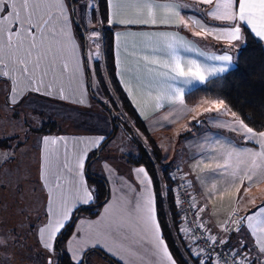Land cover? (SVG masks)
<instances>
[{"label":"crops","instance_id":"crops-1","mask_svg":"<svg viewBox=\"0 0 264 264\" xmlns=\"http://www.w3.org/2000/svg\"><path fill=\"white\" fill-rule=\"evenodd\" d=\"M20 2L22 3V0H20ZM50 2L51 0H43V3ZM87 2L90 6L88 7L86 14H84L82 5L85 4V0H75V15L77 16L82 27L85 29L94 28L99 32L101 29L99 20L95 21L93 19V11L91 8V5L96 4V2L95 0H87ZM153 2L157 6L153 9L155 15L158 18L157 26L133 24L125 28V26L118 23H109V18L112 17V8L111 6H107L106 25L112 28L113 32L112 54L115 62V73L119 87L139 118L144 123L146 131L149 133L152 140L153 146L160 153L162 161L165 163H171L173 167H181L188 173L190 181H192V190L195 195L197 205L198 207L205 208V211L202 212V217L207 230L218 238L228 240V244H226V246L229 248L236 246L238 244V240L242 238L248 244L249 249H255L257 247L256 236L249 234V230H247V221L244 222V231L240 234L234 231L235 225L229 223L228 229L232 230L230 236L229 232L221 227V225L226 221H230V219H239L241 216L254 211L257 205L264 203V180H260L252 184L250 187H248V182L245 181L243 185H237L240 189L239 192H237V186H233L231 178L222 174V170H215V165L216 163H222V153L225 148L232 146L241 149L247 148L249 150L259 151L257 142L255 140L245 141L241 134L233 132L227 128L219 127L218 121H234L236 119L231 116V111L227 106L226 108L229 110V114L227 115L223 114V109L221 112H216L215 110L211 113L204 112V108L211 107L212 105L210 102L215 99L203 98L194 104H188L186 102V94L202 85L199 81H194L191 85H188L185 88L184 105H180L179 103H169L167 100L157 101L156 96L159 94L158 89L152 83V73L149 72L148 67L142 60V57L144 55H155L159 59H170V56L166 52L155 54L152 53L151 49L145 46L148 43V38L141 35V33L178 32L180 36H183L187 40L191 41L199 51L193 52L185 50L184 48H177L176 50L177 54L184 60L185 68H187L186 62L189 59H195L203 65L218 66L221 64V62L209 60L207 59V56L222 55L225 53L231 54L233 56V62L228 66L227 72L235 67L234 58L238 50L243 45L244 38L240 42H232V44L235 45L233 47L230 46L225 39L217 40L215 36H195L194 33L199 29L191 23L189 19L190 17L199 18L202 23H205L208 27L214 28H227L233 23L230 21H217L208 17L206 13L211 6H200L196 4V0H177V2L180 4L191 6L193 9L192 11H181V17L183 20L188 21L187 27H184L182 24L177 25L167 23V17L170 15V12L168 9L162 6L172 3L173 0H153ZM61 3L64 6L63 9L42 8L39 12V15H42L43 19L45 20L48 19L49 16H52V25L49 27L51 28L54 26L57 33H60L62 29L66 28L67 34L73 37V41L77 45L74 58L67 53L65 54V59H68L70 64L68 71H64L62 69L61 65L63 61L58 57L56 64L54 65V71L50 70L48 75L44 77V83H53L54 89H59V87L63 86L67 99L61 100L55 91L52 96H46L44 94V88H41L39 93L35 92L34 90L29 91L28 77L16 71V69L20 67L18 63L14 62L12 58H5L4 63L0 64V73L2 72V68H4V70L9 71V76L0 78V90L3 91L5 95H7V102L12 96L14 98H23L25 95L29 96L32 94V99H34L35 102H43L51 106L62 105L66 108L72 110L77 109L80 111L90 109L93 106L88 92L87 81L84 72L81 43L79 42L73 30V17L70 2L69 0H61ZM129 3H131V0H125V6L120 9L119 15H117L115 19L118 20L122 18H129L135 15L136 10L127 6ZM196 9L199 10L197 11ZM61 12H63L64 15H61ZM65 20L67 21L66 25ZM235 23L241 27L242 37L243 29L247 28L264 44V40H261L259 37H257L246 22L236 21ZM116 33L122 34L119 42L118 56L115 40ZM57 38L62 39L60 36ZM154 39L161 40L162 38L155 37ZM25 46H27V42ZM200 51H203L205 55H199ZM21 55H23V53H21ZM99 59L100 56L98 57V60ZM48 60L50 61L51 57H48ZM77 61L79 62L80 70L79 72H74ZM5 65H7V67H5ZM31 67L32 65L30 63L29 68L31 69ZM121 69L126 70L123 77L117 74L121 71ZM225 73L209 77L208 80L216 78L217 76L223 75ZM35 78L36 80L41 78V71L39 69L36 71ZM122 79L130 81L131 93L128 90L129 85L121 83ZM35 86V84L31 85L33 89ZM10 88H14L15 92H11ZM80 101H83V103H80ZM157 103H163V107L157 108ZM187 109L194 110L188 111ZM104 114V125H106L104 134L102 132L96 133L74 129V123L77 125H82L87 119L90 118H88V116L80 115L82 118L81 121L78 122L75 118H73V115L77 114H70V116L65 117L68 120V123L72 122L70 123L72 127H70L68 131L58 134L42 135L38 144V157L40 160L38 161L37 166L39 176L41 177L40 162L44 152V146L40 143L41 138L46 136L57 138L66 137L69 142L68 148L70 156L72 155L71 150L73 149L74 142L84 141L82 143L75 144V152L78 154H84L86 156L82 179L84 180L85 185L93 192L92 187L86 178V164L89 156L99 148L106 136L110 134L114 128L111 118L105 112ZM120 130H122L124 133V139L127 142L128 149H126L124 153L120 154L115 159H105L101 161V168L98 170L102 173L104 179L107 181L109 189L108 200L102 206L98 215L95 217L81 215L76 220L73 233L64 243L63 249L72 260L73 251L84 247V239H87V255L84 257V259L88 262V264H90L89 259L93 258L94 255L101 257V260L104 262L101 264H110L105 258L94 252V250L104 252L106 255L120 264H124L125 261L127 264H160V258L154 257L147 250L140 248V246L132 239L130 233H115L105 228L103 224L100 223L103 221L104 224H107L111 221L112 216L106 215L105 213V210L109 207V205H113L114 208L118 209L124 199L135 200L137 195L142 191L140 178L136 173V169L144 166L131 165L127 162V159L124 156L131 151V147L129 145L130 141L121 127L118 129L117 134ZM166 135H171V137L173 136L172 142L170 143H173L172 145L174 146L175 152L170 155L164 146ZM101 137H103V141L98 145L87 143V141L98 140ZM177 146L183 147V151L181 153H179L178 149H176ZM49 147L53 153H55L57 150L59 151L62 162L64 152L63 147L61 145ZM205 164H209L211 167L204 168ZM56 171L60 174L64 173L65 179L64 181H61V179L59 180L61 188L57 189L56 176H48V183L51 185L53 198H55V195H59L62 191L63 194L71 200V198L76 195L77 191V184L74 180L76 175L75 172L67 173L61 169H57ZM148 175L152 180L149 173ZM197 177H199V179H197ZM40 183V187L44 195L41 202L43 216L39 220L40 222L38 221L39 225L36 228V231L34 230L28 251L26 253L24 252L22 257V260L24 259L29 264H44L45 257L47 256V253L42 250L41 243H39L37 240V229L45 226L48 223V216L44 213V207L47 204L48 198L50 196V190L48 187H42L45 182L41 178ZM213 183L216 184L217 190L212 196H208L207 193L211 189ZM149 191H151L153 194L156 207L153 182ZM93 201L94 197L92 202ZM249 201H254V203H250ZM92 202L87 205L80 206H89L92 204ZM74 211L71 214V218ZM44 238L46 239V235ZM98 238H100V245L92 247V244L95 243ZM180 238L183 246L189 253V249H191L190 239L184 233L180 234ZM33 248L34 250H32ZM169 251L171 252L170 248ZM5 254H8L7 248H3L2 251H0V264H15L14 262H9L4 259ZM255 254V252H252V255ZM52 255L56 264V252L52 253ZM8 257L15 258L13 257L12 253L8 254ZM121 257H123V260ZM17 259L19 260L18 263H20V257H17L16 260ZM174 260L176 261L175 258ZM176 264H178L177 261Z\"/></svg>","mask_w":264,"mask_h":264},{"label":"snow or ice","instance_id":"snow-or-ice-1","mask_svg":"<svg viewBox=\"0 0 264 264\" xmlns=\"http://www.w3.org/2000/svg\"><path fill=\"white\" fill-rule=\"evenodd\" d=\"M104 4L106 7L111 6L112 8V17L109 18V23H118L125 26V28L133 24L145 26L158 25V18L153 11L157 6L153 0H131V3L127 4V6L136 10L135 15L118 20L115 17L119 15L120 9L125 6V0H104ZM196 4L200 6H211L206 13L208 17L217 21H230L233 23L227 28H214L208 27L199 18L190 17L191 23L199 29L194 33L195 36H215L217 40L225 39L230 46L234 47L235 45L232 42H240L243 39L241 27L235 22L244 21L251 27L252 32L257 37L264 40V0H196ZM89 6L87 0H85V4L82 5L84 14H86ZM63 7L61 0H51L50 3H43V0H22V3L20 0H0V64L4 63L5 58H12L20 66L16 71L28 77L29 91L34 90L39 93L41 88H44V94L46 96H52L55 91L61 100L67 99L64 87L61 86L59 89H54L53 83H44V77L48 75L50 70L54 71V65L58 57L63 61L61 65L62 69L68 71L70 64L68 59H65V54L67 53L74 58L77 45L74 43L73 37L67 34L66 28L62 29L60 33H57L54 26L49 27L52 25L53 17L49 16L45 20L42 15H39V12L42 8L63 9ZM96 7V4L91 5L93 14H95ZM162 7L168 9L170 12V15L167 17L168 24L188 26V21L183 20L181 17V11H192L191 6L182 5L177 0H173L172 3L165 4ZM196 10L198 11L199 9ZM61 15H64V13L61 12ZM66 23L67 21L65 20V25ZM121 35V33L115 34L117 56L119 55ZM141 35L148 38V43L145 46L150 48L152 53L166 52L170 56V59H159L155 55H144L142 57L149 72L152 73V83L158 89L157 101L167 100L169 103L184 105L185 88L188 85H191L194 81H199L201 84H204L209 77L227 72L228 66L233 62V56L225 53L222 55L207 56L209 60L221 62L218 66L203 65L195 59H189L186 62L187 68H185V62L177 54L176 50L177 48H184L185 50L193 52L199 51L191 41L180 36L178 32H152L141 33ZM58 36L62 37V39H58ZM99 37L100 33L97 30H91V39L97 48V52L94 54L95 56H99L100 54ZM155 37L162 39L155 40ZM26 42L27 46H25ZM199 55L204 56L205 53L200 51ZM48 57H51L50 61ZM30 63L32 65L31 69L29 68ZM38 69L41 71V78L36 80L35 75ZM79 70V62L77 61L74 72H79ZM125 71V69H121L117 74L123 77ZM7 76H9L8 71L0 73V78ZM121 83L129 85L128 90L131 93L130 81L122 79ZM32 84L36 85L34 89L31 87ZM10 91L15 92V89L10 88ZM23 102L24 99L22 98L16 103ZM80 103H83V101H80ZM210 103L212 106L204 108V112L211 113L214 110L221 112L223 109L224 115L229 114V110L226 108L223 100H213ZM156 107H163V103H157ZM187 110L193 111L194 109ZM13 111H15L14 108ZM230 114L236 119L234 121H218L219 127L227 128L241 134L245 141L255 140L258 144L259 151L229 146L224 149L222 163H216L215 170H222V174L230 177L233 186L243 185L247 181L248 187H250L252 184L264 180V130L254 131L253 127L248 126L243 120L239 119L235 112H231ZM102 141L103 137L98 140L87 141V143L98 145ZM82 142L84 141L74 142L73 149L71 150L72 155L70 156L68 148L69 142L66 137L57 138L46 136L41 138L40 141L44 146V152L40 162V178L45 182L42 187H48L50 190V196L44 207V213L48 216V223L37 229V240L41 243L42 250L47 253L44 264H55L52 255L55 252V241L70 223L72 212L80 205L91 203L94 197V193L85 185L82 179L86 156L75 152V144ZM56 145H61L64 149L62 162L59 151L57 150L53 153L49 147ZM0 155L3 157L0 159V169H3L4 165L16 160L14 151L13 153H3V150H0ZM210 167L211 165L209 164L204 165V168ZM57 169H61L67 173L75 172L76 174L74 180L77 184V191L71 200L62 191L53 198L51 185L48 183V176H56V188L60 189L61 185L59 180L62 177L56 171ZM16 172H19V165H17ZM136 173L140 178L142 191L137 195L135 200L124 199L118 209L114 208L113 205H109L105 213L106 215H111L112 219L107 224H104L103 221L100 223L115 233H130L132 239L140 248L147 250L152 256L160 258V264H176L161 234V225L157 219L155 200L152 192L149 191L152 186V180L149 178L148 172L144 167L137 168ZM187 175L186 173L185 176ZM187 184L191 187L192 181H187ZM216 190L217 186L213 183L207 195L212 196ZM239 190L237 186L236 191L239 192ZM189 195L192 201L191 206L197 209V215L204 212L205 208H197L194 202L195 197L191 196V194ZM175 202L177 204L180 203L178 197L175 198ZM249 202L254 203V201ZM245 221H247L249 234L256 236L257 247L255 249H249L246 241L241 238L238 240L236 246L228 249V258H223L221 261L224 253H217V264H229V258L231 264H264V203L257 205L254 211L241 216L239 219H230V221L224 222L221 227L228 231L230 236L232 230L228 229V224L231 223L235 225L234 231L240 234L244 231L243 225ZM198 228L204 229L205 224L201 222ZM178 230L181 232L187 231L186 229ZM11 232L15 233L16 228L13 227ZM45 235L46 239L44 238ZM203 239L205 243L211 245L213 251L216 250L217 245L224 246L228 244V240L218 238L211 234L203 237ZM9 240L12 243H16L18 237L15 235L7 238L0 236V248L6 249L9 245ZM193 243L197 244L198 241H193ZM87 245L88 240L84 239V247L73 251L72 264H86L84 257L87 255ZM99 245L100 238L92 244V247ZM252 252L256 254L252 255ZM189 253L196 259L197 264H205L201 259V251L192 252L189 249ZM4 259H8L7 254L4 255ZM121 259L123 260V257ZM124 264H127V262L125 261ZM206 264H212L210 254Z\"/></svg>","mask_w":264,"mask_h":264},{"label":"trees","instance_id":"trees-1","mask_svg":"<svg viewBox=\"0 0 264 264\" xmlns=\"http://www.w3.org/2000/svg\"><path fill=\"white\" fill-rule=\"evenodd\" d=\"M69 2L71 9L72 6L74 7V10H72L73 30L81 43L83 66L90 98L97 105L101 106L103 112L111 118L114 128L106 136L99 148L88 158L86 178L92 187L94 201L89 206L78 207L74 211L68 226L58 236L55 241L56 264H72L71 258L63 249V245L72 235L76 220L81 215L95 217L108 200L109 189L107 181L102 177L92 175L90 167L100 157L101 152L116 137L120 127L124 130L130 141L131 151L124 156L127 162L131 165L144 166L152 178L156 198V213L161 225L162 236L167 242L174 258L178 264H190V262L197 264L195 258L184 256L173 235V231L178 230L181 225V214L174 204L175 195L173 189L175 181L172 177L174 167L171 163L162 161L160 153L153 146V143L151 144L152 140L146 131L144 123L119 87L112 54L113 32L112 28L106 25L107 7L104 4V0H97L96 11L95 14L92 13V17L95 21L99 20L101 27L98 41L100 43L99 51L101 55L97 61V65H101V70L103 69L107 75L109 83L114 90V93H111L109 98L114 103L115 108L111 107L109 101L97 95L92 89V85L90 84L89 86L88 84V79L91 78V81L93 79L89 62V45L86 39L88 30L82 27L79 22L85 35L81 33L79 25L75 23V20H78L75 15V0H69ZM243 38V45L234 58L235 67L229 72L212 78L187 93L185 100L188 104H194L203 98L223 100L225 106L231 112H235L238 118L258 132L264 130V44L247 28L243 29ZM85 43L87 44V51L85 50ZM85 53L88 55L87 64L84 58ZM101 77L103 79L102 74ZM94 95L99 97L101 101H97ZM27 127V133H25L22 142L17 140L19 135H15V130L12 132L11 130L3 131L0 134V149L12 151L18 149L15 156L19 153L16 160L8 164L6 170L0 169V229L7 232V236H4L6 238L12 235L18 237L16 243H12L9 240L7 247L8 254L12 253L15 258H9L7 254L8 259L6 260L15 264L28 263L24 259L22 260V257L24 252L28 251L34 230L36 231L39 225L38 221L43 216L41 202L44 195L41 192L40 177L39 179L36 178L37 172L34 170L37 152L35 155H30L32 152L30 149H32L33 145L31 142L26 141V139L29 137V134L42 136L64 132L60 124L53 119L43 122L37 127ZM147 139L148 144L146 142ZM17 145L19 146L17 147ZM21 148L22 152L20 151ZM35 150L34 148L33 152ZM17 165H19L18 173L16 172ZM23 170H25L24 175L26 174L25 180H23L22 176ZM17 176L19 177L17 178ZM13 227L16 228L15 233L11 232ZM2 249L0 248V251ZM94 252L101 255L110 264H120L102 251L94 250ZM17 257H20V263H18V259L16 260ZM86 264H88L87 261Z\"/></svg>","mask_w":264,"mask_h":264},{"label":"rangeland","instance_id":"rangeland-1","mask_svg":"<svg viewBox=\"0 0 264 264\" xmlns=\"http://www.w3.org/2000/svg\"><path fill=\"white\" fill-rule=\"evenodd\" d=\"M95 2L97 4V0H95ZM93 29L94 28L87 29L88 30L87 31V41L89 45V48H88L89 62H90L91 74L93 75V79L91 81L92 89L102 99L109 101L111 103V104L109 103L111 107L115 108L114 103H112L111 99L109 98L110 94L114 93V90L109 83L107 75L104 73L103 69L101 70V65H97L98 57L101 55V53L99 54V56L94 55L97 52V48L91 39V30ZM4 71H8V70H4V68H2V72ZM101 74L103 75V79L101 77ZM0 88H1V85H0ZM32 98H33L32 94H30L29 96L25 95L23 97L24 99L23 103H16L20 101L22 98L21 97L14 98L12 96L11 99L10 98L8 99V103H7V100H6L7 97L5 93L0 90V134H2L3 131L11 130L12 132L13 130H15V135H19L17 140L19 142H22V139L25 136V133H27V129H26L27 126H28L27 128H29L30 126L37 127L41 123L46 122L51 119L57 121L60 124V127L64 131H68V129L72 127V125L70 124L72 122L69 121L70 123H68L67 122L68 120L65 117L70 116V114H77V115H73V118H75L76 121L78 122L81 121V118H82L81 116H88V118H90V119H87L82 125H77L76 123L73 122L74 129H79V130L87 131V132H96V133L102 132L103 134L105 133V129H106V125H104V115L105 114L103 112V109L99 107L94 101H92L93 106L90 109L80 111L77 109L72 110L62 105L51 106L43 102L38 103V102H35L34 99ZM13 108L15 109V111H13ZM25 120H27V122H25ZM40 137L41 136H35L33 134H29V137L26 139V141L31 142V144L33 145L32 149H30L32 150L30 155L32 154L35 155L37 152L36 161L34 165V170H36V172L38 171L37 165H38V161L40 160L38 157V148H39L38 144H39ZM141 137L144 138V136L142 135ZM172 138L173 136L171 137V135H166V139L164 140V146L169 155L175 152L174 146L172 145L173 143H170L172 142ZM146 142L147 144L149 143L148 139L146 140ZM22 148L20 149L21 152H22ZM34 148L36 150L33 152ZM126 149H128L127 142L124 139V133L122 132V130H120L116 138L112 140L108 144V146L101 152L100 157H98V159H96L93 162V164L90 167V173L92 175L104 178L102 173L98 171L101 168V161L105 159H109V160L115 159L120 154L124 153ZM176 149H178L179 153L183 151L182 146H177ZM0 150H3V153H13L12 150H8V149L7 150L0 149ZM16 152H18V149L14 151V154ZM18 155L19 153L16 154V157ZM2 158H3L2 155H0V159ZM181 163H182V160H181ZM7 167H8V164L4 165L3 170H6ZM24 171L25 170H23V175H22L23 178L26 177V174L24 175ZM18 177L19 176H17V178ZM39 177L40 176H39V171H38L36 173V178L39 179ZM61 177H62L61 181H64L65 174L61 173ZM23 180H25V178ZM10 182H11V179H10ZM0 236H7V232L5 230L0 229ZM89 262L90 264H101L103 261L101 260V257H99L98 255H94L93 258L89 259Z\"/></svg>","mask_w":264,"mask_h":264},{"label":"built area","instance_id":"built-area-1","mask_svg":"<svg viewBox=\"0 0 264 264\" xmlns=\"http://www.w3.org/2000/svg\"><path fill=\"white\" fill-rule=\"evenodd\" d=\"M186 173L187 172L181 167H174L173 172H172V177H173V180L175 181L173 192H174L175 198L178 197L180 200L179 204H177L174 201V204L177 210L181 214V217H180L181 225L179 229L187 230L185 232L174 230L173 231L174 238L180 250L184 254V256L188 257L190 255L181 242V238H180L181 233H184L190 239L192 252H198V251L202 252V257H201L202 261L206 263L208 261V257L210 254L212 257V264H217L216 262L217 253L218 252L224 253V257L221 258V261H222L223 258H228L229 247H227L226 245L224 246L217 245L216 250L213 251L211 248V245L209 243L204 242L203 237H207L211 233L207 230L206 225L204 229L198 228V225L201 222L204 223V221H203L202 213H199V215H197V209L191 206L192 201L190 200L189 194H191V196H194V197L195 195L193 193L192 186L189 187L187 184V181H190V178L188 175L185 176ZM194 202L197 208H199L197 205L196 198ZM193 241H198V243L194 244ZM190 264L192 263L190 262ZM229 264H231L230 258H229Z\"/></svg>","mask_w":264,"mask_h":264},{"label":"water","instance_id":"water-1","mask_svg":"<svg viewBox=\"0 0 264 264\" xmlns=\"http://www.w3.org/2000/svg\"><path fill=\"white\" fill-rule=\"evenodd\" d=\"M72 10H74V7L72 6ZM75 23L77 24V25H79V29H81V33L83 34V35H85V32H84V30L80 27V23H79V21L78 20H75ZM85 50L87 51V44L85 43ZM84 58H85V61H86V64L88 63L87 61H88V55H87V53H85L84 54ZM88 84H89V86H90V84H91V78H89L88 79ZM94 97H95V99L97 100V101H101V99H99L98 97H96L95 95H94Z\"/></svg>","mask_w":264,"mask_h":264}]
</instances>
